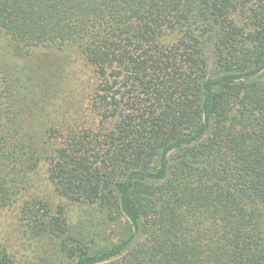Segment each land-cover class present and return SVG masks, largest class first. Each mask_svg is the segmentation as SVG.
Returning a JSON list of instances; mask_svg holds the SVG:
<instances>
[{"label":"trees","instance_id":"1","mask_svg":"<svg viewBox=\"0 0 264 264\" xmlns=\"http://www.w3.org/2000/svg\"><path fill=\"white\" fill-rule=\"evenodd\" d=\"M0 264H264V0H0Z\"/></svg>","mask_w":264,"mask_h":264},{"label":"rangeland","instance_id":"2","mask_svg":"<svg viewBox=\"0 0 264 264\" xmlns=\"http://www.w3.org/2000/svg\"><path fill=\"white\" fill-rule=\"evenodd\" d=\"M37 187L35 186L33 188V191H35ZM39 192V191H37ZM68 214L75 220V217L78 219L80 216L82 217H88L90 212H86L83 208V206L78 205H69L66 207Z\"/></svg>","mask_w":264,"mask_h":264}]
</instances>
